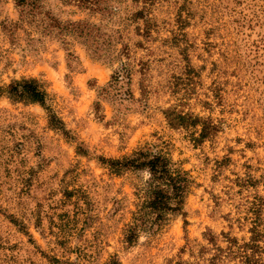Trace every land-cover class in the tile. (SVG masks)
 <instances>
[{"label":"rangeland","instance_id":"obj_1","mask_svg":"<svg viewBox=\"0 0 264 264\" xmlns=\"http://www.w3.org/2000/svg\"><path fill=\"white\" fill-rule=\"evenodd\" d=\"M39 3L0 0V86L47 92L0 96V264H264V0ZM139 150L189 172L181 211L105 161Z\"/></svg>","mask_w":264,"mask_h":264},{"label":"trees","instance_id":"obj_2","mask_svg":"<svg viewBox=\"0 0 264 264\" xmlns=\"http://www.w3.org/2000/svg\"><path fill=\"white\" fill-rule=\"evenodd\" d=\"M77 1L79 5L94 6L98 3V0ZM15 3L20 9L21 20L26 23L41 11L39 0H15ZM82 24V22H78L77 26L83 27ZM3 94H8L13 100L39 103L46 106L47 92L36 78L14 80L7 86H0V96ZM54 119L57 120V116L52 115L51 123H54ZM60 123L62 122L60 121ZM199 123V118L182 114H175L170 118V124L176 127L198 126ZM208 128L209 126L204 125L199 137L195 139L202 141L209 134ZM105 161L111 172L116 174H121L127 169L147 170L149 172L148 199L146 202L148 209L156 215V218L163 219L169 211L182 210L192 180L188 171L182 168H174L171 160L163 153L139 150L130 157L110 158ZM255 243L256 239L252 245ZM246 245L249 246L250 243Z\"/></svg>","mask_w":264,"mask_h":264}]
</instances>
